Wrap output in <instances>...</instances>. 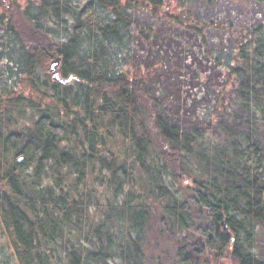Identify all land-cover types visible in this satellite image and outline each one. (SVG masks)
I'll list each match as a JSON object with an SVG mask.
<instances>
[{
    "label": "trees",
    "instance_id": "16d2710c",
    "mask_svg": "<svg viewBox=\"0 0 264 264\" xmlns=\"http://www.w3.org/2000/svg\"><path fill=\"white\" fill-rule=\"evenodd\" d=\"M178 29L214 69L192 74L187 120L153 87L169 58L147 57ZM3 60L9 264H148L155 214L181 261L264 264V0H0Z\"/></svg>",
    "mask_w": 264,
    "mask_h": 264
},
{
    "label": "rangeland",
    "instance_id": "374dc122",
    "mask_svg": "<svg viewBox=\"0 0 264 264\" xmlns=\"http://www.w3.org/2000/svg\"><path fill=\"white\" fill-rule=\"evenodd\" d=\"M164 37L168 46H171H167V55L147 54L152 64L157 56H167L169 58L167 61V65L169 66L168 69L156 67L154 70L155 72L152 78L153 87L156 88V84H163L166 93L173 99L174 104L172 108L174 115L182 120H187L194 115L198 103H206V97L201 96L200 99H196V97L193 96V89L199 84V81L196 82V78L193 77V75L197 72L205 74L212 73L214 69L207 62L201 63L195 52L192 51V48H196V46L193 45V34L178 29L167 32ZM169 68L172 70L168 71L170 70ZM188 70H190V73L186 74ZM0 71V80L2 82H6V80L10 78H14L16 81L18 78L16 72L9 73L4 60L1 61ZM167 72H169V74H167ZM210 75L211 74H209V76ZM168 77L170 78L168 79ZM23 80L24 78L21 77L19 82H16V87H19V89L24 87L26 81ZM26 92L32 94L31 91ZM32 95L34 100H39L36 94L34 95L33 93ZM24 96L26 98L30 97L29 94H25ZM260 234V239L264 247V232ZM179 245V234L169 228L163 231L160 226L159 215L155 214L150 222L147 233L146 258L148 264H198L191 260H186L185 262L184 260L181 261L177 255V248ZM9 262L10 258L7 254H0V264H9Z\"/></svg>",
    "mask_w": 264,
    "mask_h": 264
},
{
    "label": "water",
    "instance_id": "95a60500",
    "mask_svg": "<svg viewBox=\"0 0 264 264\" xmlns=\"http://www.w3.org/2000/svg\"><path fill=\"white\" fill-rule=\"evenodd\" d=\"M60 61H61V58L57 57L51 62L50 66H49L50 72L53 74V77L55 80L63 82V83H68L71 81L72 78L65 79L61 76V74L59 72ZM22 158H23V156L20 157V160H22Z\"/></svg>",
    "mask_w": 264,
    "mask_h": 264
}]
</instances>
